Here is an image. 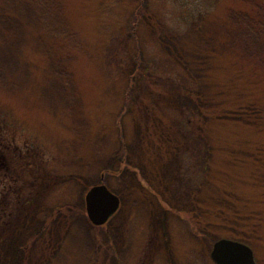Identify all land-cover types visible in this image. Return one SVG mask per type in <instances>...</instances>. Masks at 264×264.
<instances>
[{
	"label": "rangeland",
	"instance_id": "1",
	"mask_svg": "<svg viewBox=\"0 0 264 264\" xmlns=\"http://www.w3.org/2000/svg\"><path fill=\"white\" fill-rule=\"evenodd\" d=\"M263 2L0 0V264H214L210 229L199 235L178 213L196 193L175 153L166 151L178 120H171L172 113H149L157 120L155 141L145 137L146 146L132 144L135 122L147 118L135 109L120 112L124 68L132 62L142 67L152 58L155 72L174 71L165 59L174 44L161 38L158 47L152 41L163 37L153 22L183 27L193 5L210 11L202 21L203 37L190 43L216 56V78L230 84V77L244 73L258 83L255 72L264 82V32L249 29L252 21L244 14L260 12ZM141 4L146 13L132 24ZM186 49L189 57L193 50ZM162 77L151 75L155 109L198 112L193 87L187 93L175 79ZM255 83L238 81L236 89L231 83L225 96L261 92ZM217 129L233 139L264 140V125L228 122ZM161 131L165 138L158 140ZM119 140L126 142L124 149L117 147ZM99 182L113 189L120 204L105 224L95 226L86 216L84 193ZM238 183L249 194L259 188ZM256 227L246 243L257 264H264V225ZM236 228L212 230L239 234Z\"/></svg>",
	"mask_w": 264,
	"mask_h": 264
},
{
	"label": "trees",
	"instance_id": "2",
	"mask_svg": "<svg viewBox=\"0 0 264 264\" xmlns=\"http://www.w3.org/2000/svg\"><path fill=\"white\" fill-rule=\"evenodd\" d=\"M146 8L145 4H141L134 11L132 24L141 20L140 16L146 13ZM254 9L257 8L254 6ZM186 10L187 15L183 16V27L163 26L156 19L153 22L158 24L163 37L153 36L152 41L158 47L162 46L158 44L159 42L164 43L163 39L174 44L173 54L171 52L168 58L164 56L166 60L173 63L174 71L155 72L150 64L152 58L149 63L146 61L144 65L142 64V67L133 62L131 69L126 66L120 112H130L135 109L146 114L144 115L147 118L144 120L145 124L141 119L139 123L137 121L134 124L137 135L132 144L134 142L139 144V148L142 142H145L146 146L145 137L155 141V137L152 136L156 128L153 127L152 122L157 120L152 115L157 112L166 117L167 113H172L171 120H178V127L174 141L168 137L167 140L172 143L167 145L166 151L171 155L175 153L174 156L180 162L179 171L187 179L189 190L196 191L192 199L186 202L187 205L189 204L188 207L186 206L178 213L194 227L199 235L202 234L201 229L209 228L216 239L220 236H228L250 242L255 238L256 225H264V140L262 138L233 139L231 135H220L217 127L228 122L244 123V121L256 128L263 126L264 82L261 74L255 72L254 74L259 77L258 83L244 73L235 74L234 77H230V84H234L233 89L237 88L238 81H246L247 87L255 83L252 87L260 86L262 90L259 93L252 90L239 92L235 96L237 98L233 100L225 96L230 84H224L222 79H217L215 76L214 70L219 66L218 59H215L216 56L203 46V50H200L198 49L200 46L192 47L193 44L190 43L192 40L196 41L197 38L203 37L200 34L203 28L202 21L210 11L193 5L187 6ZM257 11L244 12L252 21L249 22L248 28L255 32H264V6H260L258 15H256ZM147 24L151 30L152 22ZM199 35L202 37H198ZM187 46L193 50L189 53V57L185 53ZM135 56L137 58L138 53ZM151 63L153 66V61ZM117 64L121 66L122 61ZM152 74L166 77V79L169 77L170 80L175 79L174 81H178L182 90L187 93L190 91L189 87H193L194 91L198 92L193 95V100L196 102L194 106L198 112L182 111L177 106L162 111L155 109L156 87L150 81ZM206 86H209L210 90ZM199 101H202L203 105L200 106ZM168 106H171L170 103ZM237 113H241L240 116H237ZM139 133L143 134V138L139 136ZM160 137L165 138L162 131L158 134V140ZM125 143L124 140H119L117 147L124 149ZM191 149L194 151L192 152ZM2 156L0 153V158H3ZM99 171L101 170L97 168V175ZM137 177L139 182L143 180L139 175ZM239 181H247L259 188H255L256 190L249 194L243 191ZM145 187L148 188V184H145ZM218 225H237L236 229L240 233L231 234L228 230H212Z\"/></svg>",
	"mask_w": 264,
	"mask_h": 264
},
{
	"label": "water",
	"instance_id": "3",
	"mask_svg": "<svg viewBox=\"0 0 264 264\" xmlns=\"http://www.w3.org/2000/svg\"><path fill=\"white\" fill-rule=\"evenodd\" d=\"M119 204V196L105 183L91 185L84 193L86 216L96 226L105 224ZM209 255L215 264H256L253 250L247 243L228 237L216 239Z\"/></svg>",
	"mask_w": 264,
	"mask_h": 264
},
{
	"label": "flooded vegetation",
	"instance_id": "4",
	"mask_svg": "<svg viewBox=\"0 0 264 264\" xmlns=\"http://www.w3.org/2000/svg\"><path fill=\"white\" fill-rule=\"evenodd\" d=\"M215 264V263H214ZM256 264H257V262H256Z\"/></svg>",
	"mask_w": 264,
	"mask_h": 264
}]
</instances>
